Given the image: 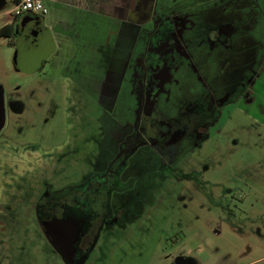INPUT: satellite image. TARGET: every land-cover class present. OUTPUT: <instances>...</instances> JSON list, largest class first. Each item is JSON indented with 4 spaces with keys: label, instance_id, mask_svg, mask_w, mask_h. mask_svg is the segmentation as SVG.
Listing matches in <instances>:
<instances>
[{
    "label": "rangeland",
    "instance_id": "374dc122",
    "mask_svg": "<svg viewBox=\"0 0 264 264\" xmlns=\"http://www.w3.org/2000/svg\"><path fill=\"white\" fill-rule=\"evenodd\" d=\"M203 1L158 0L157 12ZM13 7L12 0H2L0 26L12 21ZM41 7L45 15L27 13L53 15L44 1ZM261 10L257 28L264 32V0ZM75 17L63 11L54 20L61 24ZM16 30L0 37V264H67L43 229L40 205L72 194L86 177L101 172L113 156L108 140L119 118L110 113L114 99L100 103L102 92L70 76L88 77L92 87L111 70V79L118 80L116 72L132 51L131 35L124 27L113 30L105 52L76 56L83 60L79 68L61 57L58 70L50 68L51 56L31 71L21 54L20 27ZM188 90L171 92L184 97ZM130 91L125 83L118 104L132 106ZM260 94L257 106L236 100L221 108L207 138L168 163L150 147L129 157L119 178L123 188L110 194L112 216L126 210L117 216L123 221H104L81 264H176L178 259L264 264V91Z\"/></svg>",
    "mask_w": 264,
    "mask_h": 264
},
{
    "label": "flooded vegetation",
    "instance_id": "af4514ba",
    "mask_svg": "<svg viewBox=\"0 0 264 264\" xmlns=\"http://www.w3.org/2000/svg\"><path fill=\"white\" fill-rule=\"evenodd\" d=\"M128 3L124 28L131 35L132 51L115 71L118 80L106 71L102 95L97 97L100 103L114 99L110 113L118 112L116 132L108 140L113 156L72 194L42 201L39 208L42 223L67 218L83 222L73 264L82 263L105 220L122 223L117 216L126 210L113 217L110 194L123 188L119 178L128 158L150 147L168 163L186 148L198 146L219 110L236 100L248 102L264 72V32L257 28L262 0H205L193 8L162 13L157 12L158 0ZM32 24L30 30L20 26L24 50L34 46L33 38L41 33L38 24ZM16 31L11 29V36ZM125 83L133 107L118 104ZM183 87L189 89L184 97L171 92L181 93Z\"/></svg>",
    "mask_w": 264,
    "mask_h": 264
},
{
    "label": "crops",
    "instance_id": "0c3cea01",
    "mask_svg": "<svg viewBox=\"0 0 264 264\" xmlns=\"http://www.w3.org/2000/svg\"><path fill=\"white\" fill-rule=\"evenodd\" d=\"M42 1L53 8V15L50 14L49 17H38L33 14H27V16L23 14L18 17L13 16L12 21L9 20L4 22L0 28L5 25H12V30H15L26 23V29L30 30L35 26L32 23L36 22L40 31H45L50 34L53 43L50 54L44 57L42 62L52 56V62L49 67L58 70L57 59L60 57L65 59L67 64L71 66L76 64L79 68L83 60L79 59L76 61V56L85 55L86 53L90 54V52L97 53L102 50L105 52L108 47V42L110 41V36L113 35V30L115 34L119 32V30L121 32L126 24L124 21L128 15V2L130 0H41V2ZM63 11L71 13L73 17L76 16L75 19H69L70 21L64 20L61 24H57L54 18ZM26 20H28V22ZM59 28H61L60 31L57 30ZM33 39H36V36ZM22 50H24V46ZM90 68H92V66H90ZM64 71L65 69L61 70V72ZM70 77L72 81L76 83H82L90 89H95L98 95L102 92V88L106 83V79H99L94 81L91 87L88 85L91 84V80L88 77H82L79 74L71 75ZM260 79H264V72L260 76ZM260 79L253 85L251 95L245 105L255 104L256 100H259L258 98H260V95H263L260 93L264 91V82L260 84Z\"/></svg>",
    "mask_w": 264,
    "mask_h": 264
},
{
    "label": "water",
    "instance_id": "95a60500",
    "mask_svg": "<svg viewBox=\"0 0 264 264\" xmlns=\"http://www.w3.org/2000/svg\"><path fill=\"white\" fill-rule=\"evenodd\" d=\"M0 3H2V0H0ZM35 40L36 43L34 46L21 53L27 70L29 69L31 71L39 66L42 58L50 54L53 45L50 34L45 31H41V33L36 36ZM3 126L4 107L2 93L0 92V131ZM42 224L46 235L51 240L62 259L67 264H73L75 253L74 245L83 222L81 223L80 220H75L74 218H67L65 220L52 219ZM179 260L180 259L177 260L176 264H195L191 261L180 263Z\"/></svg>",
    "mask_w": 264,
    "mask_h": 264
},
{
    "label": "built area",
    "instance_id": "2783aa9c",
    "mask_svg": "<svg viewBox=\"0 0 264 264\" xmlns=\"http://www.w3.org/2000/svg\"><path fill=\"white\" fill-rule=\"evenodd\" d=\"M14 7L11 12L14 17L21 16L24 13L31 12L36 13L40 12L45 14L47 11L45 8L41 7V0H12Z\"/></svg>",
    "mask_w": 264,
    "mask_h": 264
},
{
    "label": "trees",
    "instance_id": "16d2710c",
    "mask_svg": "<svg viewBox=\"0 0 264 264\" xmlns=\"http://www.w3.org/2000/svg\"><path fill=\"white\" fill-rule=\"evenodd\" d=\"M12 25H5L0 28V37H10L11 36Z\"/></svg>",
    "mask_w": 264,
    "mask_h": 264
}]
</instances>
